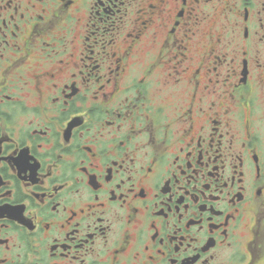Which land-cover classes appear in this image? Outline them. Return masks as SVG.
I'll return each instance as SVG.
<instances>
[{
	"label": "flooded vegetation",
	"instance_id": "flooded-vegetation-1",
	"mask_svg": "<svg viewBox=\"0 0 264 264\" xmlns=\"http://www.w3.org/2000/svg\"><path fill=\"white\" fill-rule=\"evenodd\" d=\"M0 264H264V0H0Z\"/></svg>",
	"mask_w": 264,
	"mask_h": 264
}]
</instances>
